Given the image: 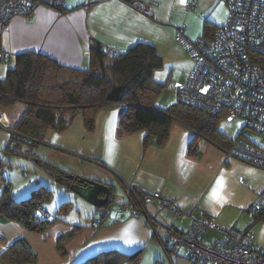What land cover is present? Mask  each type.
<instances>
[{
	"label": "crops",
	"instance_id": "1",
	"mask_svg": "<svg viewBox=\"0 0 264 264\" xmlns=\"http://www.w3.org/2000/svg\"><path fill=\"white\" fill-rule=\"evenodd\" d=\"M135 1L144 4L146 10L136 7ZM63 3V11L39 4L29 15H15L3 26L0 22L1 47L8 59L15 53L31 50L67 66L87 68L89 54L85 52H89L92 44L121 51L134 42H146L163 61L162 67L153 71V78L165 85L172 81L174 95V86L186 79L193 63L177 31L182 29L185 37L193 40L209 34L203 32L205 24L212 28L221 26L227 16L224 0H183V3L181 0H63ZM0 109L9 124L14 125L25 104L17 102ZM121 111L120 106L99 110L91 132L77 114L65 130H46L44 140L92 160L96 171L87 165L66 171L109 183L114 196L122 192L123 182L129 181L148 195L158 192L174 202L176 218L160 208L156 199L150 198L146 203L149 214L158 222L154 227L159 237L167 225L184 230L191 218L212 217L219 227L236 230H245L252 224L247 209L258 195H264L263 168L228 155L204 138L198 139L196 153L190 155L188 146L194 133L179 122L172 123L162 143L148 141L145 145L144 130L119 135ZM2 160L0 154V166ZM244 214L249 215L250 223ZM80 217L74 220L57 213L45 230L33 232L0 214V254L20 240L36 258L35 262L24 264H80L106 251L124 255L139 251V263L143 259V263H160L165 254L171 264H192L182 251L175 258L171 251L165 252L151 225L141 216H130L126 211L113 215L109 212L100 226L95 217L93 222ZM75 225L81 228L66 238ZM252 225L255 230L254 233L251 229L252 241L259 252H264V221ZM62 236H65L64 254L56 248V241ZM117 264L132 263L123 260Z\"/></svg>",
	"mask_w": 264,
	"mask_h": 264
},
{
	"label": "trees",
	"instance_id": "2",
	"mask_svg": "<svg viewBox=\"0 0 264 264\" xmlns=\"http://www.w3.org/2000/svg\"><path fill=\"white\" fill-rule=\"evenodd\" d=\"M49 5L64 10L59 6ZM213 29L205 24L203 32L211 33ZM4 55L8 56L1 47L0 29V61L10 59ZM88 56V67L79 68L61 64L46 54L31 50L13 54V65L7 67L4 77H0V107L21 102L25 104V110L11 127L16 137H12V146L9 143L3 148L5 152L19 154V149L14 148L22 140L35 144L46 143V130H65L77 114L82 116L85 128L91 132L97 112L117 106L122 108L118 120V134L126 135L144 130L145 145L148 141L164 142L172 123L179 122L194 133L188 146L190 155L196 153L199 138L215 143L227 154L237 142L255 146L251 142L240 141L238 137L234 139L219 132L216 134V118L223 113L203 110L180 100L168 107L157 106L156 100L166 85L153 78V71L161 68L163 61L151 44L134 42L114 55H108L105 46L92 44ZM260 59L264 69V57ZM48 171L56 177H62L66 184L72 182L76 176L56 167H49ZM0 183L4 185L0 192V214L21 223L33 232H42L55 220L54 217H43L37 211V206H42L43 200L38 197H48L44 187L31 190L25 198L15 199L10 194V182L3 175L1 166ZM109 188L113 192L112 185ZM261 196L264 197L263 194ZM111 200H114L112 193L103 207H107ZM64 204L67 203L63 202L62 207ZM108 209H101L98 226L102 225ZM247 210L252 223L264 221V206L254 211H251V207ZM80 228L81 225H75L65 235L66 238ZM65 236L56 241V248L61 254H64L62 240ZM35 259V253L20 240L12 243L0 254L1 264L33 263ZM123 260L139 264L140 252L124 255L117 251H106L80 264H117Z\"/></svg>",
	"mask_w": 264,
	"mask_h": 264
},
{
	"label": "built area",
	"instance_id": "3",
	"mask_svg": "<svg viewBox=\"0 0 264 264\" xmlns=\"http://www.w3.org/2000/svg\"><path fill=\"white\" fill-rule=\"evenodd\" d=\"M225 3L227 18L211 33L191 40L183 36L181 29L177 31L193 63L186 79L177 83L174 90L178 100L238 117L245 126L264 136V69L260 59L264 57V0H225ZM39 4L64 6L63 0H0V22L3 24L15 15H29ZM133 4L146 10L139 1ZM105 51L108 55L118 52L111 46H106ZM0 125L8 126L1 110ZM228 155L264 169V147L237 142ZM123 191L127 201L118 211L145 218L155 235L157 221L147 210L148 199H156L160 208L177 217L175 203L158 192L148 195L129 181L123 182ZM261 195L250 206L251 211L264 206ZM37 211L43 217L49 216L41 205ZM157 237L165 252L182 251L192 264H264V252L255 247L250 228H221L212 217L191 218L184 230L167 225L162 237Z\"/></svg>",
	"mask_w": 264,
	"mask_h": 264
},
{
	"label": "rangeland",
	"instance_id": "4",
	"mask_svg": "<svg viewBox=\"0 0 264 264\" xmlns=\"http://www.w3.org/2000/svg\"><path fill=\"white\" fill-rule=\"evenodd\" d=\"M224 6L227 9L228 15L227 5L224 4ZM9 60L0 61V77H4L6 73L5 69H7L8 66L13 65V58ZM177 75H180V73ZM177 100L176 94L174 95L173 93V85L171 81L166 87H164L161 94L158 96L156 105L160 107H168L174 104ZM8 125V127L0 125V154L3 156L1 170L3 171L5 178L10 182V194L15 199L25 198L30 194L31 190L42 186L45 188V191L47 192L45 195H48V197L45 198L44 195H40L38 199H43L41 204L49 212L50 218H53L59 213L64 216L68 215L69 218L74 220H83V218L80 217L82 215L85 216L86 219L84 220L86 222H92L93 217L99 219L102 208H109L108 212H110L111 215L118 213V208L127 201V196L122 190V194L116 192V195L114 196L115 199L111 200L107 207L97 209L94 205L72 192L65 184L57 182V177L48 171L49 167L67 170L87 165L91 171H96L97 167L93 163L91 164L92 160H86L87 157L82 155L79 157L63 147H58L57 145H53V143L51 144L50 141H48L49 143L38 142L35 144L22 140L18 141L20 145L17 147L15 144L14 148L16 150L19 149V154L5 152L3 148L9 143H11L10 146H12L13 138L16 137L15 131L11 128L12 125ZM216 130L217 135L219 132V134H224L226 137L234 139L238 137L240 141L245 140L246 142H251L255 145L254 147H264V136L245 126L244 121L238 117H229L223 113L219 118H216ZM64 153H66V155ZM73 174L75 175V173ZM3 186V183H0V192ZM63 202H66L67 204H64L62 207ZM121 212L125 213V211ZM77 217H80V219ZM245 217L249 220L248 223H250L251 216L249 217L248 215L247 217L246 214ZM259 222H261V220L252 224ZM252 224H248L245 230L250 228L255 233ZM161 251L163 250L161 249ZM162 253L164 254V252ZM177 253L181 252L178 251ZM177 253L171 252L172 257L175 258ZM143 261L144 259L139 264H150V261L147 263H143ZM162 263L171 264L165 254L162 262L156 264Z\"/></svg>",
	"mask_w": 264,
	"mask_h": 264
},
{
	"label": "water",
	"instance_id": "5",
	"mask_svg": "<svg viewBox=\"0 0 264 264\" xmlns=\"http://www.w3.org/2000/svg\"><path fill=\"white\" fill-rule=\"evenodd\" d=\"M73 181L68 184V188L97 208L107 204L110 197L109 183L99 180L85 178L82 176L73 177Z\"/></svg>",
	"mask_w": 264,
	"mask_h": 264
},
{
	"label": "flooded vegetation",
	"instance_id": "6",
	"mask_svg": "<svg viewBox=\"0 0 264 264\" xmlns=\"http://www.w3.org/2000/svg\"><path fill=\"white\" fill-rule=\"evenodd\" d=\"M144 5V4H143ZM146 8V7H145ZM199 37V36H198ZM196 39V38H195ZM1 110V109H0ZM6 119V118H5ZM6 121H7V123L9 124V122H8V120L6 119ZM9 126V125H8ZM7 126V127H8ZM56 180H57V182H60V183H63V184H65L66 185V187H68V184H66L65 182H63V180H62V177H57L56 178ZM71 183V182H70ZM111 193L113 194V192H110V195H111Z\"/></svg>",
	"mask_w": 264,
	"mask_h": 264
},
{
	"label": "bare ground",
	"instance_id": "7",
	"mask_svg": "<svg viewBox=\"0 0 264 264\" xmlns=\"http://www.w3.org/2000/svg\"><path fill=\"white\" fill-rule=\"evenodd\" d=\"M180 30V29H179ZM182 30V29H181ZM182 34H183V30H182ZM178 36V35H177ZM183 36L185 37V35L183 34ZM178 38H179V40H180V42H181V44L184 46V44H183V40L178 36ZM186 38V37H185ZM186 39H188V38H186ZM185 48V47H184Z\"/></svg>",
	"mask_w": 264,
	"mask_h": 264
},
{
	"label": "snow or ice",
	"instance_id": "8",
	"mask_svg": "<svg viewBox=\"0 0 264 264\" xmlns=\"http://www.w3.org/2000/svg\"><path fill=\"white\" fill-rule=\"evenodd\" d=\"M181 2L183 3V0H181Z\"/></svg>",
	"mask_w": 264,
	"mask_h": 264
},
{
	"label": "clouds",
	"instance_id": "9",
	"mask_svg": "<svg viewBox=\"0 0 264 264\" xmlns=\"http://www.w3.org/2000/svg\"><path fill=\"white\" fill-rule=\"evenodd\" d=\"M109 213V212H108Z\"/></svg>",
	"mask_w": 264,
	"mask_h": 264
}]
</instances>
